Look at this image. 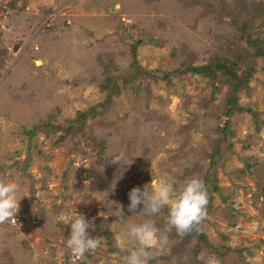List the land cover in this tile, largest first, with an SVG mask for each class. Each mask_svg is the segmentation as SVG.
<instances>
[{"label": "rangeland", "instance_id": "rangeland-1", "mask_svg": "<svg viewBox=\"0 0 264 264\" xmlns=\"http://www.w3.org/2000/svg\"><path fill=\"white\" fill-rule=\"evenodd\" d=\"M224 1L223 11L205 15L203 5L184 0H0V177L19 183L23 195L17 212L22 225L0 224V264H71L66 241L77 214L92 224L90 236L102 238L82 264H123L116 247L127 225L148 218L139 212L142 205L136 213L128 210L130 190L163 177L179 188L206 175L218 190L207 186L211 207L203 228L220 253L202 252L199 259L264 264V60H250L257 71L238 93L247 110L233 114L228 125V88L189 71L218 49L230 52L235 42L251 57L247 40L230 35L244 21L258 24L264 0ZM253 28L255 38L264 37ZM131 32L135 39L122 38ZM134 41L137 63L167 76L151 83V95L123 91L106 115L88 120L85 135L40 132L30 138L28 130L51 112L68 124L101 101L94 75L101 77L105 68L130 71ZM245 67L242 61L239 72ZM93 136L105 138L104 161ZM217 139L221 154L213 159ZM120 152L121 164L112 163ZM167 215L162 209L151 219L163 229ZM104 230L113 233V243ZM168 235L165 254L180 240ZM196 243L172 261L152 264H187Z\"/></svg>", "mask_w": 264, "mask_h": 264}, {"label": "trees", "instance_id": "trees-1", "mask_svg": "<svg viewBox=\"0 0 264 264\" xmlns=\"http://www.w3.org/2000/svg\"><path fill=\"white\" fill-rule=\"evenodd\" d=\"M216 2H212L210 0H184L185 4L188 6L189 4H199L203 5L205 7V11L203 14L206 15V13L215 12L214 14H218L217 12L223 11V5H225L224 0H214ZM262 14V13H261ZM264 14L257 16L258 24L256 25V20L253 21V23L249 21H244L241 23V25L236 27V31L234 34L230 35L231 39L235 37V39L239 42H242L244 39L247 40V44L249 47L253 50V53L250 57V51H244L242 49L241 45L239 44L237 46L236 42L235 45L231 48H233L230 52L227 49H218L216 50L213 55L211 56L209 62L205 65L201 66H192L189 68V71H192L197 74H205L207 76H210L221 88L227 87L228 88V96L225 99V107L226 111V125H228V122L230 120V117L239 111H245L247 108L244 106H241L239 103V91L242 90L244 87L248 85V82L250 81V78L254 75V73L257 71V65L254 63H251L250 60H255L256 57H261L264 60V37L258 36L255 38L253 36L254 28L258 26L262 31H259L258 34L261 35L264 31ZM138 32V30H136ZM135 31V32H136ZM127 35L122 37L124 40L128 38L131 39L136 34ZM123 33V32H122ZM124 34V33H123ZM243 43V42H242ZM130 49V54L132 57L131 60V70L125 71V72H109V70L105 71L102 74L101 77H97L94 75L93 79L98 84L100 91L104 94V97L101 101H99L95 105H91L89 108L85 110H79L75 117L71 120H69L68 124H64L59 122L58 119V113L54 114L51 112L49 116L46 119H43L40 121V123L36 124L33 128L28 130V134H30V138H33L34 135L37 133H46L47 135H51L53 133L63 132V133H71L76 137L77 135H85V126L90 118L96 117V116H103L106 115L110 109L115 105L116 98L120 96L123 91L127 92H140L142 90L147 91L148 95L152 94V82H158L159 79H166L167 76H159L154 72H151L147 70L146 68L140 66V63L137 61L138 58V52L136 50L137 41L132 42ZM224 48V47H223ZM242 49V50H241ZM233 55V56H232ZM3 55L0 54V73L1 69L5 67L4 59L2 58ZM105 61L103 56L100 58V64H104L107 61L106 56H108L105 53ZM242 61L245 63L246 67L242 70L240 73V68ZM106 67V64H105ZM215 86V85H214ZM229 128L227 126L224 127V132H228ZM93 142L95 143V147H99V159L101 161H104V153L105 149H101V145H105V138H99L96 136L91 137ZM221 144L222 142L220 139H217L214 144V150L212 153V158L215 159V157L220 156L221 154ZM213 163H215V160H213ZM22 164V163H21ZM28 167V164H24L23 168L26 170ZM206 187L209 186L211 183L214 185V189L218 190L217 183L215 181H212L208 175L205 176V179L203 180ZM208 194H209V201L207 204V211L210 210L211 205V196L210 192L211 190L207 187ZM256 201L259 200V195L256 197ZM108 204V202L106 201ZM108 209L107 206L103 207ZM164 210H167V207L164 208ZM17 217H20V214L18 213L16 215ZM205 221V220H204ZM203 221V222H204ZM203 222L201 225H199V231L193 230L191 233L180 236L176 233L175 229L172 230V234H175L180 240L177 243L173 244V249L169 254H163V255H157V257L150 261V263H156L162 259L172 261L175 256H178V253H181L182 251L186 250L187 246L192 243L193 239L195 238L197 243L192 248V254L187 258V264H207L205 259H199V254L202 252H208V253H220L219 250L215 247V245L209 240L207 232L203 228ZM11 223V222H10ZM12 224V223H11ZM13 225V224H12ZM104 233L106 236L111 240L115 241V237L112 232L108 230H104ZM176 242V241H175ZM176 244H178L176 246ZM118 251H120V247H116ZM121 252V251H120ZM122 253V252H121ZM124 254V253H122ZM181 257V256H179Z\"/></svg>", "mask_w": 264, "mask_h": 264}, {"label": "clouds", "instance_id": "clouds-1", "mask_svg": "<svg viewBox=\"0 0 264 264\" xmlns=\"http://www.w3.org/2000/svg\"><path fill=\"white\" fill-rule=\"evenodd\" d=\"M111 162L121 164L124 153L111 156ZM129 164V163H127ZM20 185L17 182L0 177V224L11 222L17 224L16 215L19 201L23 195H18ZM130 204L128 210L139 212L145 217L140 223H129L124 236V243L120 245L123 264H149L157 255L165 254L169 243V233L175 229L180 236L199 231V225L207 218V204L209 194L203 179L191 177L183 186L177 188L174 181L168 177L161 178L153 184H145L143 189L133 187L129 192ZM167 207L166 225L159 228L151 219L162 209ZM92 224L83 215L77 214L70 224V234L66 246L71 252V264H79L86 253L94 252L101 244L100 236H90L88 229ZM133 243L129 248L127 243ZM113 264H116L114 261Z\"/></svg>", "mask_w": 264, "mask_h": 264}, {"label": "built area", "instance_id": "built-area-1", "mask_svg": "<svg viewBox=\"0 0 264 264\" xmlns=\"http://www.w3.org/2000/svg\"><path fill=\"white\" fill-rule=\"evenodd\" d=\"M16 221H17V224H13V226H17V227H19V225L21 226L22 225V219H20V217H17L16 216ZM72 260V256H71V254H70V261ZM79 264H82V260H81V262H79Z\"/></svg>", "mask_w": 264, "mask_h": 264}, {"label": "water", "instance_id": "water-1", "mask_svg": "<svg viewBox=\"0 0 264 264\" xmlns=\"http://www.w3.org/2000/svg\"><path fill=\"white\" fill-rule=\"evenodd\" d=\"M37 63H39V61Z\"/></svg>", "mask_w": 264, "mask_h": 264}, {"label": "bare ground", "instance_id": "bare-ground-1", "mask_svg": "<svg viewBox=\"0 0 264 264\" xmlns=\"http://www.w3.org/2000/svg\"><path fill=\"white\" fill-rule=\"evenodd\" d=\"M40 63V62H39Z\"/></svg>", "mask_w": 264, "mask_h": 264}]
</instances>
